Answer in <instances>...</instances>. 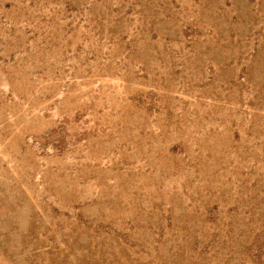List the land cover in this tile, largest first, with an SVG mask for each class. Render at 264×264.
<instances>
[{
    "label": "rangeland",
    "instance_id": "1",
    "mask_svg": "<svg viewBox=\"0 0 264 264\" xmlns=\"http://www.w3.org/2000/svg\"><path fill=\"white\" fill-rule=\"evenodd\" d=\"M0 264H264V0H0Z\"/></svg>",
    "mask_w": 264,
    "mask_h": 264
}]
</instances>
